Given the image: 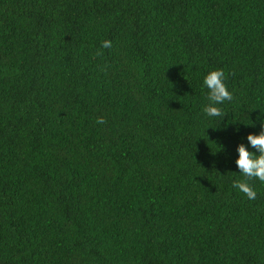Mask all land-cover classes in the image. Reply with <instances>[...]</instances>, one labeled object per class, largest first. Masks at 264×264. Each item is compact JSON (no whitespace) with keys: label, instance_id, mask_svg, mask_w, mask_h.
<instances>
[{"label":"trees","instance_id":"obj_1","mask_svg":"<svg viewBox=\"0 0 264 264\" xmlns=\"http://www.w3.org/2000/svg\"><path fill=\"white\" fill-rule=\"evenodd\" d=\"M262 124L264 0H0V264H264Z\"/></svg>","mask_w":264,"mask_h":264},{"label":"clouds","instance_id":"obj_2","mask_svg":"<svg viewBox=\"0 0 264 264\" xmlns=\"http://www.w3.org/2000/svg\"><path fill=\"white\" fill-rule=\"evenodd\" d=\"M111 47L112 42L110 40L102 41L101 48ZM101 54V52L97 53V55ZM225 80L226 76L223 69L211 70L204 77L203 84L208 89V104L203 108V112L209 117L225 116V112L219 105L234 99V95L229 91ZM96 123L104 124L106 121L103 117H98ZM247 140L251 147L256 149L258 155L256 152L250 151L244 143L237 146L239 155L236 164L244 179L234 180L233 187L242 192L247 198L254 200L257 192L249 181L255 179L264 183V124H262V130L259 134L249 133Z\"/></svg>","mask_w":264,"mask_h":264}]
</instances>
